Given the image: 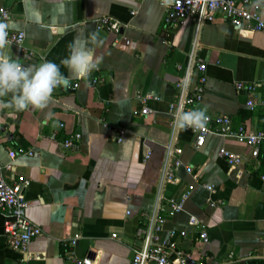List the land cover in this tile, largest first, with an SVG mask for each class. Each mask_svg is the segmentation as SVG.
I'll use <instances>...</instances> for the list:
<instances>
[{
    "label": "crops",
    "instance_id": "1",
    "mask_svg": "<svg viewBox=\"0 0 264 264\" xmlns=\"http://www.w3.org/2000/svg\"><path fill=\"white\" fill-rule=\"evenodd\" d=\"M0 7L9 12V19L0 15V21L10 20V30L25 32L21 49L11 44L12 58L25 66L60 64L75 37L83 40L94 31L102 42L89 47L103 57L76 88L56 89L44 110L14 115L12 109L0 110V162L13 165L8 182L19 176L30 180L25 213L42 230L26 252L13 250L0 212V264H75L70 252L76 259L89 255L94 264H130L156 215L165 218L161 237L171 229L186 232L175 241L190 253V264H264V149L253 158L245 143L215 134L196 148L191 130L174 127L167 114L168 105L180 98L176 83L189 74L192 59H201L207 81L193 109L228 115L233 128L264 129V31L237 28L221 13L211 21L186 18L167 26L159 0H0ZM260 13L264 18V4ZM100 16L117 20L119 33L99 29ZM61 72L69 75L63 65ZM196 77L193 69L189 89ZM239 81L255 90L237 89ZM137 92L159 97L148 103L153 114H133L141 106ZM119 127L126 133L118 143ZM73 131L81 133L77 147L64 148L63 139ZM19 147L33 155L10 159L8 150ZM222 148L241 155L236 169L218 155ZM175 158L192 168L196 180L183 167L175 170L176 182L165 180ZM189 184L194 188L183 211L171 215L158 209ZM190 216L205 226L207 242L198 240L199 226L188 223Z\"/></svg>",
    "mask_w": 264,
    "mask_h": 264
},
{
    "label": "built area",
    "instance_id": "2",
    "mask_svg": "<svg viewBox=\"0 0 264 264\" xmlns=\"http://www.w3.org/2000/svg\"><path fill=\"white\" fill-rule=\"evenodd\" d=\"M159 4L164 8V23L167 26H175L186 18H193L198 21H211L214 19L216 13H221L237 28L244 25L250 30L264 31V18L260 13L261 6L256 7L255 0H172L170 5H166L164 0H159ZM0 15L3 20L9 19V12L4 7H0ZM96 24L99 29H105L114 33H119L122 27L117 20L109 16L98 17ZM8 33L11 44L21 49L25 32L23 30L15 31L8 29ZM21 64L24 65L23 63ZM193 69L196 70L197 77L194 86L192 89H189L190 75ZM78 80L80 78L77 77V80L71 84L70 88H76ZM96 81L97 79H93V83ZM206 81V64L201 59L196 61L192 59L189 74H186L176 83V86L180 90L179 101L168 105L167 114L175 120L177 112L193 110V106L202 100ZM235 86L237 89H246L250 92L255 90V85L250 83L246 84L239 81L236 82ZM135 97L141 103V106L133 110L134 115H149L154 113V110L148 103L151 100L159 99L158 96L150 92H137ZM247 106L250 110L255 108L253 99L247 101ZM206 115L208 116V121L205 127L201 129L189 128L194 135V146L196 148H199L204 143L207 135L215 134L222 137H231L240 143H245L250 147V155L253 158H257L260 155L261 149H264V129L249 130L243 125L233 128L228 115ZM262 121L264 124V115ZM60 127L62 128L63 124H60ZM114 130L116 131L115 140L119 143L122 141L126 130L120 127ZM53 135H55V132ZM80 139L81 133L73 131L66 135L62 141V145L67 149L76 148ZM172 151L176 154L180 153L179 148H174ZM150 153V150L147 149L145 158ZM21 154L33 155V151L25 150L21 147L8 150L10 159H14ZM218 155L226 161L231 171L236 169L242 161L239 153L225 148L220 149ZM12 167L11 162H0V212L3 216V234L7 245L11 249L26 252L30 242L41 235L42 230L25 213L27 207L25 189L28 187L30 180L24 176H19L14 182H8L6 172L12 170ZM180 167H183L185 172L196 180L197 175L193 173L192 168L185 165L179 158H175L172 165L168 163L165 169V180L172 183L176 182L178 178L175 175V170ZM194 184H189L188 188L179 197L168 198L165 203L158 206V209L171 215L183 211L184 204L190 197ZM201 186L209 193L215 190L212 184L206 182L201 183ZM207 201L210 206H216V202L210 197L207 198ZM164 222L165 218L161 215H156L152 218L144 244L142 248L133 253L130 264H190V253L179 248L175 241V237L185 236L186 232L171 229L168 232V236L161 237L160 231ZM188 223L199 226V241H208L205 226L200 224L195 216H190ZM74 242L75 238L72 239L73 244ZM40 257L42 256L37 255V258ZM68 258L74 261L75 264H94L93 258L89 255L82 259H76L70 252Z\"/></svg>",
    "mask_w": 264,
    "mask_h": 264
},
{
    "label": "clouds",
    "instance_id": "3",
    "mask_svg": "<svg viewBox=\"0 0 264 264\" xmlns=\"http://www.w3.org/2000/svg\"><path fill=\"white\" fill-rule=\"evenodd\" d=\"M170 5L172 0H164ZM264 4V0H255V6ZM12 21H0V110L12 109L9 113L32 110H44L58 88L68 89L72 77L87 79L91 73L98 70L103 57H97L89 44L101 43L99 33L94 31L89 37L80 40L77 36L68 45V55L60 64L45 60L39 65L24 66L12 58L11 42L8 38V29ZM63 34V30H60ZM77 40H80L77 46ZM61 65L67 69L69 75L61 72ZM52 119V114H48ZM208 116L203 109H193L186 112H177L174 127L181 130L187 128L201 129L205 127ZM58 124L54 123L53 127Z\"/></svg>",
    "mask_w": 264,
    "mask_h": 264
}]
</instances>
